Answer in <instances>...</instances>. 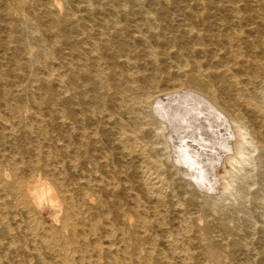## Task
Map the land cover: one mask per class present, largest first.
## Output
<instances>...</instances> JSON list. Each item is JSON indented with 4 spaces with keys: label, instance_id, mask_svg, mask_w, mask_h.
<instances>
[{
    "label": "bare ground",
    "instance_id": "obj_1",
    "mask_svg": "<svg viewBox=\"0 0 264 264\" xmlns=\"http://www.w3.org/2000/svg\"><path fill=\"white\" fill-rule=\"evenodd\" d=\"M7 1L0 0V15H14V21L34 33L38 48L19 47L25 50L24 61L14 59L5 74L63 89L77 74L68 70L70 78L62 80L64 74L49 56L52 42L46 46L39 30L96 26L102 39L85 42V92L94 95L85 128L92 131L77 135L71 155L70 135L63 137L68 145L59 147L62 138L53 137V128L50 134V118L55 113L62 120L69 111L77 122L82 110L0 107L8 113L1 122L0 143L9 150L0 151V264H8L1 259L7 251L13 254L12 264H192L187 210L180 208L185 193H200L202 212L216 213L202 228L203 241L217 229L235 250L247 252L253 233L264 235V212L256 211L264 208V183L255 192L242 180L219 188L222 175L249 159L264 181V38L256 34L264 29V0H13L14 6ZM163 25L180 27L190 45L158 53L148 43L161 39L157 30ZM131 29L136 34H128ZM142 29L148 33L138 35ZM126 34L128 41L145 43L143 50L154 65L150 74L137 79L128 72L122 84L115 74L109 76L98 52L101 42ZM120 40L110 53L111 63L119 67L122 56L126 71L136 68L129 42ZM159 56L162 62L171 60V66L161 67L165 83L157 80L154 68ZM33 63L41 64L42 71L33 69ZM107 124L121 153L137 159V186L148 203L137 193L128 200L119 196L117 183L97 170L66 177L63 166L69 155L72 168L77 155L85 154L97 169V157L86 147L91 135ZM13 132L22 135L23 146L9 140ZM162 152L171 168L159 157ZM230 188L249 193L252 209L230 214L219 200L221 190ZM172 204L178 209L170 226L164 207ZM219 244L218 249L213 246L211 264H228L226 245Z\"/></svg>",
    "mask_w": 264,
    "mask_h": 264
},
{
    "label": "rangeland",
    "instance_id": "obj_2",
    "mask_svg": "<svg viewBox=\"0 0 264 264\" xmlns=\"http://www.w3.org/2000/svg\"><path fill=\"white\" fill-rule=\"evenodd\" d=\"M7 3L10 6H14L15 4L13 0H8ZM240 3L242 4L243 1H241ZM2 5L3 4H1V8ZM3 14L0 15V107H76L78 110L79 109L82 110L84 116L77 115L76 116V118H78L77 122L73 120V118L71 117L73 115L68 110H67L68 113H66L65 118L62 120H59L55 115V113L54 116H52V119L50 118L51 120L50 121L51 126L49 127V131H51L50 134H52V130H53V134H52L53 137L55 136L57 138H62L57 141V145L59 147L61 145H65V143L67 144L68 142L64 140V139L67 140L66 137L63 139V137L65 136L64 134L68 133V135H70L71 137L70 141L72 142V144L70 147L71 150H69V154L71 155L72 150H74L77 147V142H76L77 135L81 131L83 130L85 131V129L87 131H92L88 126H86L85 128L86 122H91L88 118L89 115L87 114H88V107H90L91 105L90 100H92L94 96L93 93L90 91L88 93L85 92V45H86L85 42H90L91 41L90 39L100 41L102 39L100 38L101 37L100 29L96 26H90L86 30L85 27L84 29L67 28V30L64 28L50 30L43 27L39 30L40 33L38 38L45 41L46 46H48L47 43H50L49 41L52 42L53 46L52 47L48 46L49 56L51 55L50 56L52 57L51 60H53L55 65L58 66L60 71L64 74L63 75L64 78L62 80L66 81L67 78H70L72 72L71 71L69 72L68 70L72 69L77 74L76 80L73 79L70 81V83L67 82L68 84L65 85L66 87L63 89H57L55 87L52 88L45 87L40 82L35 83L30 81L28 83V81H25L24 78L14 77L12 76L13 74L11 73L5 74V70H7L9 66H12L11 64L13 63L14 59L20 62L24 61V56H26L24 52L27 47L36 50L38 48V44L33 36L34 33H32L30 29L24 28L23 26H20L16 21H14V15L12 16L10 15L7 18ZM6 22L11 23L12 27L11 28L8 27L6 25ZM78 31L80 33H78ZM146 31L147 30L142 29L138 32V35L147 34L148 31L147 32ZM157 31L159 33V38L161 39H159L158 41H151L148 44L152 43L155 46L158 53L164 52L169 49L177 50L185 44L190 45L189 40L187 39V37H185L183 32H181L182 29L180 27L178 28V27L163 25L162 28H158ZM135 32L137 31L131 29V31H129L128 34L130 33L136 34ZM128 34L120 37V39L129 42V47H130L129 49H131L130 56H132L133 61H135L136 68L126 71L125 66L122 65L124 61V58L122 56L119 57L117 60L119 67L116 68V66L111 63L113 62V60L110 58V53L113 51V49L115 50L118 47H120L119 44L120 42H122V40L120 39L115 40L113 38H110V40H106L105 43L101 42L99 45V52H98L99 54L102 55V61L106 66L105 67L106 72L109 74L110 77H112V75L115 74L116 78H118L117 81L122 84H125L126 81L124 82L123 78L128 72L137 79L142 74L143 75L150 74L151 69L154 65L153 63H151L150 57H148V55L143 50V46L145 43L133 39L131 41H128L127 38ZM256 34L257 37L264 38V29H259ZM135 36L136 35H134V38ZM167 38L170 39L167 40ZM171 40H173V42ZM159 43L161 44V46ZM8 46L10 47V49ZM19 47L20 48L24 47L25 50L21 52L18 50L20 49ZM209 48H212V45H209ZM121 53L123 52L121 50H118V54L120 55ZM169 61L162 62L159 56V60L157 61L159 63L157 64L158 66H156L157 69L154 66L155 71L157 73L156 76H159V78L157 77V80L161 81V83L166 82V75H167L162 70L161 67L171 66V60ZM32 68L35 70L39 68L40 71H42L43 69L41 64L39 63L38 64L33 63ZM18 71L20 72V70H17V73ZM130 71H132V73ZM123 73L124 75H122ZM139 83L140 81L133 83V89L131 88V93L134 92L135 89L134 85L136 84L135 86L138 87ZM21 96L23 97L21 98ZM149 100H151V98H149L148 101ZM107 105L109 104L107 103ZM143 105L146 106L147 102L143 103ZM107 108L109 111L114 110V107H107ZM146 109L149 111V108ZM78 113L79 112H77V114ZM120 117L121 119H125L126 115L121 114ZM5 118H8V113L2 110V108H0V119H1L0 130L2 129L1 122L4 121ZM257 122L259 123V120H257ZM262 123L263 121L261 119L260 125ZM93 125L95 124L93 123ZM106 126L108 127L105 128L102 132L91 135L92 137L89 140L88 145L86 147V149L89 151V155H93L97 157V162L99 163L97 169H93V165L89 164L86 161L85 154L77 155V157L73 160L76 167L72 168L71 164L68 162L70 156L69 155L65 157V164L63 166L66 177L73 176L75 174H80L81 171L85 173V172L97 170L98 173L107 176L108 179H111V181H115L117 183V187H118L117 193L119 194V196H122L125 199H127V196L129 194L137 193L136 195L139 196L142 201L144 200L143 201L144 203H148L149 199H147L141 193V191H139V188L137 186V180H138L137 159L131 156L123 155L121 153L117 144L115 145L113 143L114 137L112 135L113 130L111 129V124H107ZM112 126H114L113 123ZM9 140L10 141L12 140L13 143L17 144V146L20 147L23 146L22 135L17 132L16 133L13 132V134L9 137ZM157 140L159 139L157 138ZM94 141H99V143L94 146L93 144ZM0 149H1L0 151L7 152L8 146L0 143ZM81 151L85 153V147ZM158 155L164 161L165 166L167 168L168 167L171 168V163L167 161L165 157L166 155H164L163 152L161 154L158 153ZM104 162H106V166H104ZM242 165L240 164L237 165V169L232 168L231 173L229 175L228 174L222 175L221 180L219 181V188L222 187L227 182H231L233 186H236V184L242 180V182L245 183L250 188L249 190L250 192L257 191L260 188V186L264 183V181L262 177L259 178V176H257V168L254 166V160L249 159L248 162L242 163ZM246 166H250V168ZM175 178L178 179L179 176H175ZM178 180L180 181L181 179ZM227 194L230 195V200H229V195ZM196 195L198 197H194L190 193H185L186 196V200L184 201L185 203H183L182 207H180L182 210L183 209H185V211L187 210L186 212L188 218L185 223L188 226V230H189L188 233L192 238L193 253L195 256L192 264H211L213 258V256L211 257V252L213 251V246L216 249H218V247L220 246L219 242H222L223 244L226 245L225 260L226 263L228 264H264V235H262L260 232L258 233L257 231H255L252 237H250L247 241L248 251L242 252V251H238L237 249L235 250V248L230 244L229 239L226 236L219 234L217 232V229H214L212 233L208 235V237L205 238L204 240L207 242V244H209V250H207L204 241L201 239V233L203 232L202 228L206 227L207 221L212 219V217H214L216 213L209 212L207 214L202 212L201 210L202 195L200 193H197ZM232 197L234 199H231ZM248 198H249V193L245 195L243 193L236 191L235 189L230 188L223 192L221 190L219 200L224 207H227L230 210L231 212L230 214L233 213L235 214L236 212L242 210L246 211L247 209H252L253 203L247 201ZM172 205L173 206L167 205L164 207L166 209V212L169 214V216L172 219L168 221L170 226H172L176 222L173 217H176L175 216L176 214L174 213H176L175 209H178L177 205L174 204ZM256 211L264 212V208L256 209ZM262 216H264V213ZM260 218L264 223V217H260ZM260 218H257L258 219L257 222L258 221L261 222ZM254 225L255 223H253V226ZM222 237L224 238L222 239ZM167 255L169 259L176 261L175 259L170 258L171 257L170 253H168ZM1 259L4 262L7 261L8 264H12L13 254L7 251L5 257Z\"/></svg>",
    "mask_w": 264,
    "mask_h": 264
}]
</instances>
